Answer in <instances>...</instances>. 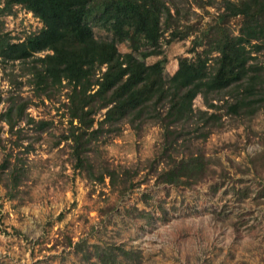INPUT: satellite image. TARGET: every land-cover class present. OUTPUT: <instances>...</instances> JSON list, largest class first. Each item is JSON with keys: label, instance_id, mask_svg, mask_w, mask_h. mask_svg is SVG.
Wrapping results in <instances>:
<instances>
[{"label": "trees", "instance_id": "obj_1", "mask_svg": "<svg viewBox=\"0 0 264 264\" xmlns=\"http://www.w3.org/2000/svg\"><path fill=\"white\" fill-rule=\"evenodd\" d=\"M185 1L200 9L213 7L217 14L193 39V56L179 57L177 70L167 76L165 47L196 31L188 10L175 0H0L3 67L18 63L42 100L68 89L69 125L61 138L70 143L73 167L93 182L108 178L122 196L142 184L136 181L141 169L111 168L99 159V147L120 134L124 124L139 133L147 124H158L161 151L149 165L156 183L191 187L212 173L214 160L201 142L225 126L223 115L252 119L264 111V0ZM17 6L42 22L39 31L23 39L11 35L3 19ZM235 18L240 21L237 32L231 26ZM95 28L107 35L97 36ZM150 57L158 59L149 63ZM198 96L205 109L195 108ZM30 103L32 99L11 96L9 107L0 112V121L16 135L15 146L27 137L24 128H17L20 122L38 138L53 124L29 114ZM26 147L29 151L32 142ZM182 147L188 148L184 154ZM14 155L6 152L0 166V181L11 198L28 172L26 162ZM250 163L264 171V152ZM68 244H73L71 238ZM73 246L83 249L79 242ZM95 248L84 250L85 259L96 256L94 264H142L139 250Z\"/></svg>", "mask_w": 264, "mask_h": 264}, {"label": "rangeland", "instance_id": "obj_2", "mask_svg": "<svg viewBox=\"0 0 264 264\" xmlns=\"http://www.w3.org/2000/svg\"><path fill=\"white\" fill-rule=\"evenodd\" d=\"M175 1L188 10L196 31L165 47L167 76L177 70L179 57L193 56V39L203 35L217 14L213 7ZM3 19L6 30L19 39L42 27L20 6ZM239 22L231 21L236 32ZM95 32L107 35L99 28ZM20 71L18 63L3 67L0 62V112L9 107L11 96L21 95L32 99L29 114L53 124L38 138L30 125L20 122L17 128H24L27 137L15 146L16 135L0 121V166L5 153L13 151L28 167L15 198L0 181V264H94L96 256L87 260L84 250L95 251V245L139 250L142 264H264V171L250 163L264 152V111L252 119L223 115L225 126L201 142L214 160L212 173L191 187L156 183L149 165L161 151L158 124H147L140 133L124 124L120 134L99 147V159L111 168L141 169L136 181L142 184L122 196L108 178L93 182L73 167L70 143L61 138L69 125L68 89L42 100ZM195 108H206L201 96ZM187 150L182 147L180 154ZM78 242L83 249L74 248Z\"/></svg>", "mask_w": 264, "mask_h": 264}]
</instances>
